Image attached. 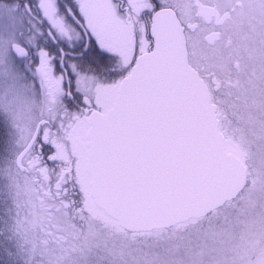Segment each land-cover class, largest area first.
Returning <instances> with one entry per match:
<instances>
[{"label": "snow or ice", "instance_id": "obj_1", "mask_svg": "<svg viewBox=\"0 0 264 264\" xmlns=\"http://www.w3.org/2000/svg\"><path fill=\"white\" fill-rule=\"evenodd\" d=\"M0 264H264V0H0Z\"/></svg>", "mask_w": 264, "mask_h": 264}]
</instances>
